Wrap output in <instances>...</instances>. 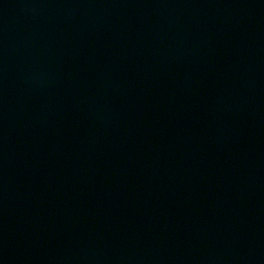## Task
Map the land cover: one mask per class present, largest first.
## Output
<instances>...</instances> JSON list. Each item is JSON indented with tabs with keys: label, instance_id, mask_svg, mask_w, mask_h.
<instances>
[{
	"label": "water",
	"instance_id": "water-1",
	"mask_svg": "<svg viewBox=\"0 0 264 264\" xmlns=\"http://www.w3.org/2000/svg\"><path fill=\"white\" fill-rule=\"evenodd\" d=\"M264 124V0H0V264H128Z\"/></svg>",
	"mask_w": 264,
	"mask_h": 264
}]
</instances>
